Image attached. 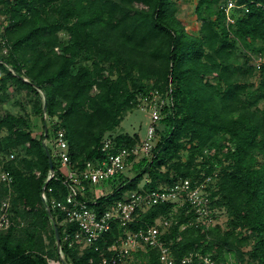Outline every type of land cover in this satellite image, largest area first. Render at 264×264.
Returning a JSON list of instances; mask_svg holds the SVG:
<instances>
[{
	"label": "trees",
	"instance_id": "obj_1",
	"mask_svg": "<svg viewBox=\"0 0 264 264\" xmlns=\"http://www.w3.org/2000/svg\"><path fill=\"white\" fill-rule=\"evenodd\" d=\"M176 11L174 0H0V16L7 20L0 21V91L12 81L34 95L31 113L0 116V133L6 131L0 168L12 176L9 185L0 181V206L10 201L12 222L0 230V264L59 258L41 197L50 170L43 139L64 129L72 166L102 160L106 133L153 91L167 98L151 156L133 163L132 178H111L114 192L90 206L101 213L123 192L138 189L145 175L144 189L178 177L191 179L194 187L211 177L209 205L227 213L225 225L205 224L189 203L176 210L173 203H159L138 209L127 228L114 223L82 247L64 240L78 224L52 207L65 261L100 264L126 230L163 218L169 226L160 239L170 247L173 264H205L199 256L215 264H264V108L257 105L264 100V61L250 63L252 54L264 56V0H197L198 34L185 31ZM256 74L255 87L249 79ZM31 115L45 123L46 136L44 130L32 135ZM137 139L113 135L114 150L131 148ZM46 192L48 199L63 200L62 178L50 179ZM159 256L158 247L146 245L125 264H162Z\"/></svg>",
	"mask_w": 264,
	"mask_h": 264
},
{
	"label": "built area",
	"instance_id": "obj_2",
	"mask_svg": "<svg viewBox=\"0 0 264 264\" xmlns=\"http://www.w3.org/2000/svg\"><path fill=\"white\" fill-rule=\"evenodd\" d=\"M232 6L234 3L229 1L228 7ZM44 117L46 118V114ZM153 117V120L156 121L159 114H155ZM155 132L156 125H151L148 130V139L143 142L142 147L145 149L153 148L151 139L155 136ZM47 141V138L43 139L46 145L48 144ZM50 142L52 143L53 155L57 157L59 162L60 175H57L54 169L49 170L41 197L46 208L59 209L65 214L66 221L78 224V230L75 233L64 236V240L68 241L69 245L89 246L95 243L102 233L111 230L114 223L127 228L129 223L136 220L138 209L146 211L159 203H173L180 206L189 203L194 207L198 218L202 217L208 221L204 222L205 224H210V221H213L214 209L209 205L210 197L207 191L208 180L211 177L206 181L195 183L194 187L191 179L178 177L171 184H160L155 189H144L143 186H140L139 190H127L119 199L109 202L105 209L98 213L95 207H91L89 203L94 204L101 197L114 192V188L108 184V181L124 173L128 163L133 160L129 158L136 156L138 148L133 146L114 150L113 139L110 135H105L102 140V150L106 151V157L102 160L86 161L84 166L79 168L71 165L64 129L58 130ZM10 157L12 158L13 154ZM52 178H62L66 186V194L63 200L48 199L46 188L48 181ZM0 181L9 185L12 182L10 172L0 168ZM48 191H51V188ZM9 205L8 199L1 203L0 230H7L12 224ZM168 226V220L157 218L154 224L139 228L136 231L126 230L125 235L120 237L118 244H113L107 248L112 254L103 257L100 264H125L132 261L135 244L142 247L146 245L158 247L160 250L159 259L162 264H173L174 259L170 247L160 239ZM57 249L59 258L47 257L48 264H64L63 262H66L61 244L57 246ZM199 257L205 264H215L209 257ZM186 260L189 261L190 258H186Z\"/></svg>",
	"mask_w": 264,
	"mask_h": 264
},
{
	"label": "rangeland",
	"instance_id": "obj_3",
	"mask_svg": "<svg viewBox=\"0 0 264 264\" xmlns=\"http://www.w3.org/2000/svg\"><path fill=\"white\" fill-rule=\"evenodd\" d=\"M177 11L175 13L176 17L181 21L182 25L184 26V29L186 32L192 33V34H198L200 31V22L196 18L195 13V6L197 0H174ZM234 6L228 7L227 10L230 11L233 9ZM0 21H2L4 24H7L6 15L0 16ZM231 19H227L226 23H230ZM2 33V28H0V35ZM59 36L62 39H65L66 32L62 31L59 33ZM1 37V36H0ZM264 61V56L260 57L255 54H252V58L250 60V63L260 64ZM86 64L90 65V61L86 62ZM4 72L0 70V76H2ZM212 77V76H211ZM209 76L208 78L211 79ZM249 81L254 83V86L256 87L260 81L259 74H256L252 76ZM7 89L0 91V116L4 115L7 111L23 114L25 112L31 113L32 109V103L34 101V95L24 89L17 88L12 81H8ZM152 95L147 98L140 99V105L129 111L126 116L123 118V120L120 122V124L109 133H106V135H110L113 139V135H117L118 133L128 134L130 136H137L138 139L135 141L133 146H136L138 148V152L135 157H133V160L128 163L127 169L124 171V175L128 178H132L135 176V171L132 168L133 163L138 162V160L144 158V157H150L151 156V147L149 149H145L142 147V144L145 140L148 139V130L151 125H157L160 123V120L164 117V113H162V105L166 104V98L163 97L160 93L150 92ZM149 93V94H150ZM41 97L44 98L43 93L40 91ZM163 103V104H162ZM260 108H264V100L259 101L257 104ZM159 114V117L156 121H154V115ZM31 120L33 126V132L32 135L35 137H39L42 133V130H44V124L41 120L34 115H31ZM50 128V127H49ZM6 134L5 130H2L0 133V136H4ZM160 138V133L155 132V136L151 139V145L154 147L156 143L158 142ZM48 145L52 148V143L50 142V139L47 141ZM151 149V150H150ZM185 156H183V159ZM217 173V172H216ZM217 177L214 178V182L216 181ZM149 181V178L147 175L143 178V180L139 183L138 187H142ZM160 184H163L160 183ZM159 184V185H160ZM166 184V183H164ZM112 187V186H111ZM10 202V201H9ZM180 205L175 206V210ZM213 214V221H210L211 225L215 223L222 224V226L225 225V222L228 218V215L225 211L220 210L218 208L214 209ZM199 220L203 222L204 219L199 218ZM197 220V221H199ZM134 252L140 248H144L139 244H135V247H133Z\"/></svg>",
	"mask_w": 264,
	"mask_h": 264
},
{
	"label": "water",
	"instance_id": "obj_4",
	"mask_svg": "<svg viewBox=\"0 0 264 264\" xmlns=\"http://www.w3.org/2000/svg\"><path fill=\"white\" fill-rule=\"evenodd\" d=\"M44 110H46V99L45 98H44ZM46 134H47V126L44 125V135L46 136ZM43 146H44L47 158H48L49 168L52 171L53 170V160H52L50 150H49L48 146L46 145V143H44V142H43ZM47 212H48L50 219L52 220V225H53V229H54V233H55V242H56L57 246H59L60 245V235H59L58 226L53 219L52 212H51L49 207H47ZM63 263L67 264L66 262H63Z\"/></svg>",
	"mask_w": 264,
	"mask_h": 264
}]
</instances>
